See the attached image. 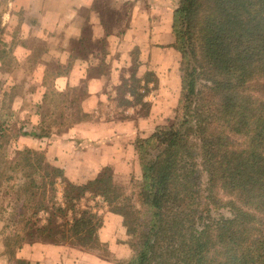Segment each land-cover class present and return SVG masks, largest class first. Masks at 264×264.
<instances>
[{
  "label": "trees",
  "instance_id": "obj_1",
  "mask_svg": "<svg viewBox=\"0 0 264 264\" xmlns=\"http://www.w3.org/2000/svg\"><path fill=\"white\" fill-rule=\"evenodd\" d=\"M171 31L179 97L173 119L135 141L134 198L109 167L73 184L41 152L0 154L14 264H29L16 252L33 243L99 249L100 218L80 205L87 196L123 218L131 255L116 264H264V0H177ZM130 79L117 93L140 104ZM37 130L19 135H46Z\"/></svg>",
  "mask_w": 264,
  "mask_h": 264
},
{
  "label": "crops",
  "instance_id": "obj_2",
  "mask_svg": "<svg viewBox=\"0 0 264 264\" xmlns=\"http://www.w3.org/2000/svg\"><path fill=\"white\" fill-rule=\"evenodd\" d=\"M53 1L54 5L50 6V0H10L8 4L12 5V11L23 12L20 27L26 30L23 34L21 30L19 32L22 35L19 41L22 39L24 44L17 43L16 38L9 55L29 54L27 41L30 39L43 43L36 51L42 62L36 63L38 67L34 74L40 79L49 75L58 93L81 86L77 108L84 117L72 120L60 133L36 137L19 135L16 143L42 151L46 160L51 159L73 184L94 179L104 167H109L114 177L123 171H140L135 141L148 138L154 128L162 124L159 110L162 102H171L175 98L178 73V68L170 65L156 67L151 63L146 68L143 61L171 55L174 58L177 53L172 47L171 31L177 0H109L112 5L106 10L113 14V23L108 21L106 10L101 11L95 0ZM125 3L128 8L122 12L121 6ZM82 11H86L83 17ZM85 25L89 31L87 37L82 35ZM34 26L41 32L35 39L31 33ZM9 39L12 41L13 35ZM98 42L101 45L99 51L93 45ZM132 54L135 61H132ZM48 58L57 59L60 69L49 71L45 63ZM131 64L141 68L129 69ZM147 73L154 77L150 82L144 79ZM132 75L139 80L140 105L146 103L149 106L147 114L137 113L140 105L134 103L127 91L123 93V100L129 105L121 107L115 103L117 88ZM170 86L174 95H171ZM45 92L40 80L35 89L40 99L38 107ZM13 104L11 109L16 113ZM14 112H10L9 118H15ZM28 117H31L30 121L35 118L36 123L31 129L38 131L41 115L28 111L26 119ZM94 200L105 210L95 209L101 218L97 230L100 253L68 245L33 243L18 249L16 257L29 264H116L126 261L131 248L123 218L110 212L101 198Z\"/></svg>",
  "mask_w": 264,
  "mask_h": 264
},
{
  "label": "rangeland",
  "instance_id": "obj_3",
  "mask_svg": "<svg viewBox=\"0 0 264 264\" xmlns=\"http://www.w3.org/2000/svg\"><path fill=\"white\" fill-rule=\"evenodd\" d=\"M9 2L10 0H0V59L2 61V65L0 67V129L2 130L0 131V154H2L3 151H6L9 156H12L15 150H21L25 148L24 145H18L16 143L19 134L21 132H35L32 131L31 127L34 126L36 121L34 117V121H30L31 117H28V119H26L28 111L32 113L36 111L41 115L42 121L38 129L42 130V132H45L48 135L60 133L71 123L72 120L81 118V115L77 108V104L80 97L79 93H82V88L80 86L77 89H73V91L68 90L64 93H58L54 89L52 79L49 75H44L43 78L40 79L39 76H36L38 74H34V71H36L35 69L38 67H36V63L42 62L41 59H38L39 54L36 52L42 47L43 43H41L40 41H35L33 39L27 41V46L28 50L30 49V53H25L27 54L26 56L22 55V53H16V57H12L9 55L12 46L16 43V38H18L17 43H21V45L24 44L22 39H20L19 41L20 36H22L19 34V32L21 30L23 34V32H25L26 30L20 27L22 25L21 20L23 19V12L12 11V5L8 4ZM95 2L101 11L106 10V7L112 5V3L110 4L109 0H95ZM52 5H54V1L50 0V6ZM127 8L128 5L127 3H125L121 6V11L123 12V10H126ZM106 11L105 14L108 21L113 23V14H111L109 11ZM85 12L86 11L80 12L82 14V17L86 14ZM108 29L105 30L107 31ZM31 33L34 35V39L37 38V35H41V32L37 30L36 26H34V29L31 31ZM12 35L13 39L12 41H10L9 38L12 37ZM82 35L85 37L89 35L88 27L86 25L83 28ZM93 45L99 51L101 47L100 42H98L97 44L94 43ZM132 59V61H135V55L133 56V54ZM167 60H169V62H167ZM45 63L49 71L54 72L60 69V65H58V61L55 58H48L45 60ZM151 63H154L156 67H160L162 65H170V67L178 68L179 54L176 53L174 55V58H172L171 55V57L162 56L161 58H148L144 59L143 61V65L146 68ZM136 67L137 69L139 67L141 68V66L139 65L136 66L135 64H131L129 69H135ZM180 76L181 74L178 70L176 76L177 91L175 98L171 102H162V109L159 110L160 113L158 115V117L160 118L159 120L162 124H166L168 121L173 119L180 91ZM144 79L150 82L154 79V77L151 75V73H147L146 75H144ZM40 80H42V83L46 88V92L41 99L42 103L38 107L37 103L40 99L38 97V94L35 93V89L36 87H38V83ZM154 82L153 85L155 86L156 83L154 84ZM131 85V79H124L122 81V85L119 87L122 91V89H125L124 86ZM168 88L171 92V95H174L172 94V87L170 86ZM136 90L137 94H140L139 88H136ZM31 91L34 92L33 95L30 94ZM116 96V105H119L121 107L124 106L121 102H119L120 100H123V93L118 91ZM12 104L13 107L16 108L17 114L11 109ZM148 109L149 106H147L146 103H143L142 106L140 105V107H138L137 113L140 115L147 114ZM10 112L11 114L12 112L15 113V118H13L12 116L9 118ZM38 134L40 133L38 132ZM37 151L42 153V151L40 150ZM47 161L52 163L51 159ZM120 173L121 175L115 177L116 184L122 189L123 193L126 196L134 198L136 185L140 180L139 171L132 170L129 172L123 171ZM61 189L62 186L58 184L57 199H60ZM80 203L81 207L83 208L90 207L92 212H95V209L96 211H100V209L101 211H105L104 209H102V207L99 206V203H97L94 198L91 199L88 196L82 199ZM98 217L100 218V216ZM2 226L3 223L0 222V264H14V259L10 255L12 247H6L5 245V237L6 235H8L7 233L10 231V229H7L5 231ZM101 250L102 248L99 247V249H97V252L100 253ZM86 251L96 252V250L93 249Z\"/></svg>",
  "mask_w": 264,
  "mask_h": 264
}]
</instances>
